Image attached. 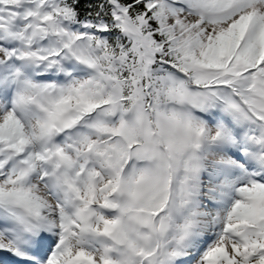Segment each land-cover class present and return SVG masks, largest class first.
<instances>
[{
	"label": "snow or ice",
	"instance_id": "snow-or-ice-1",
	"mask_svg": "<svg viewBox=\"0 0 264 264\" xmlns=\"http://www.w3.org/2000/svg\"><path fill=\"white\" fill-rule=\"evenodd\" d=\"M0 264H264V0H0Z\"/></svg>",
	"mask_w": 264,
	"mask_h": 264
}]
</instances>
